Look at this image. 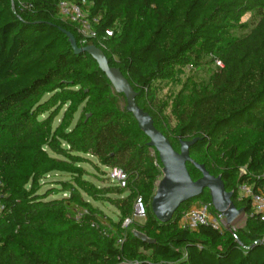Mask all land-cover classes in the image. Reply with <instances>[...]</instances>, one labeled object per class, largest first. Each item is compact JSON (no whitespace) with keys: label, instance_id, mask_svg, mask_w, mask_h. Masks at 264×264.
Instances as JSON below:
<instances>
[{"label":"trees","instance_id":"16d2710c","mask_svg":"<svg viewBox=\"0 0 264 264\" xmlns=\"http://www.w3.org/2000/svg\"><path fill=\"white\" fill-rule=\"evenodd\" d=\"M62 1H86L89 20H98L96 38L82 44L79 26L59 15ZM253 12L258 23L235 36ZM63 31L79 48H99L121 71L175 151L181 141H197L192 160L235 194L248 217L244 228L183 229L191 202L167 224L155 218L158 155L125 98L90 55L74 52ZM204 59L222 68L208 86L192 89L188 104L176 98L170 129L154 85ZM88 157L122 170L127 188L87 180L82 165H95ZM187 168L194 181L201 178L192 164ZM54 173L70 176L61 184L65 198L38 194ZM241 186L264 194V0H0V264H264V222L251 216L249 198H239ZM84 197L115 208L117 221ZM138 197L146 221L124 228ZM199 203L211 204L208 191Z\"/></svg>","mask_w":264,"mask_h":264},{"label":"water","instance_id":"95a60500","mask_svg":"<svg viewBox=\"0 0 264 264\" xmlns=\"http://www.w3.org/2000/svg\"><path fill=\"white\" fill-rule=\"evenodd\" d=\"M63 33L69 38L74 52L90 55L112 85L115 93L125 98L127 112L133 116L139 129L149 139L148 148L158 155L163 177L157 184L151 203L155 218L162 224L171 222L175 213L183 205L199 199L205 191L209 192L214 210L224 216L228 225L244 214L242 209L236 208L235 194L227 191L221 176L211 175L204 165L192 160L190 150L195 147L197 141H181L180 151H175L169 140L157 130L153 118L138 107L136 99L139 94L134 91L119 69L110 67L105 54L93 45L79 48L72 34L66 31ZM189 164H192L201 174V178L196 181L191 178L187 168ZM135 236L144 243H154L141 233L136 232Z\"/></svg>","mask_w":264,"mask_h":264},{"label":"rangeland","instance_id":"374dc122","mask_svg":"<svg viewBox=\"0 0 264 264\" xmlns=\"http://www.w3.org/2000/svg\"><path fill=\"white\" fill-rule=\"evenodd\" d=\"M260 20V16L256 13L248 14L246 17L242 19V24L248 26L245 31H236L235 36H244L250 33L253 27ZM222 67L217 64L216 61L211 59H204L202 62L197 63L196 65L178 67L175 72V76L173 79L160 81L155 83L154 88L156 91L157 100L160 104L166 106L165 110V120L166 124L170 129H174L176 126V121L173 117L172 108L175 103L176 98L179 95H182L185 104L189 103V97L191 91L194 87H198L200 85L208 86L210 79L221 70ZM82 107V106H81ZM79 108L78 113L74 117V122H76L82 114V108ZM65 108L61 111L58 117L53 122V128L59 126L62 116L64 114ZM44 118H46L44 116ZM88 160H91L95 165L91 163L83 164V168L87 172L86 179L92 182L98 188L109 187L111 186L110 181L107 179L108 169L99 165L95 159L88 157ZM96 166H98L96 168ZM105 173V176L102 173ZM244 170V169H243ZM163 175L158 180V183L162 180ZM70 176L62 173H54L50 175L42 184L41 190L39 191L40 196H45L49 192H55L54 196L49 197L52 198H65L68 196L67 192L62 191L61 184L70 182ZM157 183V184H158ZM56 188L59 191H54ZM85 200L91 204V206L95 209L101 210L104 214L110 216L113 220L117 221V211L112 206L105 204L104 202L98 201L95 202L87 197H84ZM199 204V199H195L191 202L192 206H196ZM247 216L245 214H241V216L235 220L232 224L227 227L231 228L233 232L238 229L244 228L247 222ZM146 218L135 220L134 222L139 224H144ZM132 229V225L128 227Z\"/></svg>","mask_w":264,"mask_h":264},{"label":"built area","instance_id":"2783aa9c","mask_svg":"<svg viewBox=\"0 0 264 264\" xmlns=\"http://www.w3.org/2000/svg\"><path fill=\"white\" fill-rule=\"evenodd\" d=\"M87 6L86 1L81 4H76L68 1H62L58 5L59 15L62 19L69 21L70 23L77 24L79 26L78 33L81 37L83 45L88 40L96 38V33L93 30V23H97L98 20H89L84 7ZM108 37L112 36L111 31H106ZM222 67V64H219ZM153 154V152H152ZM108 169V168H107ZM107 179L112 186L119 188H127L128 176L122 170L114 168L108 169ZM239 198H249L251 200L252 217L259 216L261 221L264 222V194L254 193L252 187L241 186L239 189ZM211 204H201L191 207V209L185 212L180 219V227L188 230H196L199 227L207 226L213 230L222 231L228 226L226 219L223 215L217 211H212ZM146 217V206L141 198H137L134 205V213L132 219L126 220L124 228H128L134 223L135 220L143 219Z\"/></svg>","mask_w":264,"mask_h":264}]
</instances>
